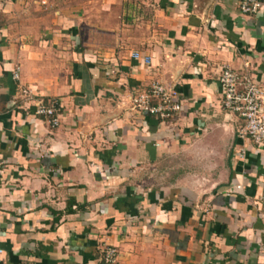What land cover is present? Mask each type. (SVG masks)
Listing matches in <instances>:
<instances>
[{"label": "crops", "instance_id": "crops-1", "mask_svg": "<svg viewBox=\"0 0 264 264\" xmlns=\"http://www.w3.org/2000/svg\"><path fill=\"white\" fill-rule=\"evenodd\" d=\"M247 66L264 88L239 0H0V264H264V146L219 82ZM155 83L171 121L133 108Z\"/></svg>", "mask_w": 264, "mask_h": 264}, {"label": "built area", "instance_id": "built-area-1", "mask_svg": "<svg viewBox=\"0 0 264 264\" xmlns=\"http://www.w3.org/2000/svg\"><path fill=\"white\" fill-rule=\"evenodd\" d=\"M239 6L244 16H256L264 11V0H239ZM135 58L139 59L140 55L137 54ZM14 80L20 81L19 71L14 74ZM219 82L223 88L224 108L244 121L237 135L243 147L241 152H245L244 148L248 144L264 146V88L251 75L249 66L245 73L228 67L223 69ZM22 92L26 100L36 102L37 116L49 119L54 128L60 127L61 109L57 102L47 104L35 100L28 89ZM132 105L136 111L163 122L175 119L183 110L179 94L160 83H155L147 91L132 97ZM100 252L102 263H118L120 253L117 247L105 244Z\"/></svg>", "mask_w": 264, "mask_h": 264}]
</instances>
